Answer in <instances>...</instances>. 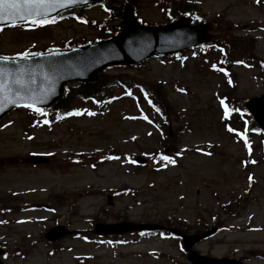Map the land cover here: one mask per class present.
Instances as JSON below:
<instances>
[{
	"label": "rangeland",
	"instance_id": "obj_1",
	"mask_svg": "<svg viewBox=\"0 0 264 264\" xmlns=\"http://www.w3.org/2000/svg\"><path fill=\"white\" fill-rule=\"evenodd\" d=\"M128 1L147 24L166 22L169 8L171 13L178 7L215 21L214 35L227 37L232 60L240 63L232 68L235 88L229 96L236 104L264 93V0ZM119 2L114 7L126 0ZM85 13L88 24L67 17L53 25L2 27L0 55L94 41L118 22L99 6ZM100 75L151 85L170 119L169 138L151 124L158 111L135 100L137 90L125 96L114 85L108 88V94L118 96L114 100L80 104L79 115L50 127L40 126L25 108L12 111L0 121V202L10 208L0 212L1 264H188L174 236L101 238L91 233L98 221L120 220L187 233L217 225L220 229L194 250L264 264V142L252 133L246 146L232 136L238 132L220 122L216 94L224 93L221 75L210 71L194 50L113 66ZM239 123L228 126L241 130ZM167 142L175 161L170 165L161 155ZM31 154L50 157L33 165L25 162ZM138 155L147 161L136 163ZM19 220L25 223L16 225ZM58 223L79 233L48 243L43 234Z\"/></svg>",
	"mask_w": 264,
	"mask_h": 264
},
{
	"label": "water",
	"instance_id": "obj_2",
	"mask_svg": "<svg viewBox=\"0 0 264 264\" xmlns=\"http://www.w3.org/2000/svg\"><path fill=\"white\" fill-rule=\"evenodd\" d=\"M98 1L76 0L70 6L59 7L48 12L47 17L77 4L86 2L94 4ZM6 23L10 22L0 21V25ZM210 27L211 24L191 26L186 18H180L163 26L140 25L134 20L131 8L128 6L123 12L122 30L111 39L80 48L54 50L40 55H30L27 58L9 57L7 61L0 60V69H4L5 77L10 81L15 79L19 70H23L20 79L24 83L13 84L12 87L15 91H19L21 97L27 98L17 100L15 104L6 102L0 104V117L18 105L34 103L35 106H49L53 104L62 96L63 83L68 80L92 81L96 79V73L106 66L132 64L150 55H165L205 41L209 38L206 30ZM246 105L264 130V94L251 98ZM30 160L44 161L41 157H32ZM155 227L128 222L99 223L95 225L94 231L121 233ZM213 231L212 229L190 236L178 233L184 238L185 248L189 250L193 243L210 235ZM71 232L63 226H56L50 229L45 237L53 241ZM188 259L194 264H241L231 259L201 256L194 251L188 253Z\"/></svg>",
	"mask_w": 264,
	"mask_h": 264
},
{
	"label": "snow or ice",
	"instance_id": "obj_3",
	"mask_svg": "<svg viewBox=\"0 0 264 264\" xmlns=\"http://www.w3.org/2000/svg\"><path fill=\"white\" fill-rule=\"evenodd\" d=\"M75 2L76 0H63V2L62 0H0V21L10 22L13 27L17 25V21H28L30 25L42 26L43 24L54 22V20L50 21L46 18L48 12L59 7L70 6ZM30 55H40V53L33 54L27 51L17 53L18 57L23 58H27ZM9 59L8 56H0V60L7 61ZM213 67H215V65ZM22 71L23 70H19L15 79L10 81L5 77L4 69H0V104L5 102L15 104L19 99H27L26 97H21L19 91H15L12 87L13 84L22 85L24 83L20 79ZM221 71H223V69H221ZM181 91H183V89H181ZM221 104H224L223 100ZM24 106L36 112H40V109L36 108L34 103H27ZM71 114L72 113H69V115ZM75 114L79 115L80 112L77 111ZM227 114L228 110L225 108V115ZM44 123H48V121L45 120ZM162 158L170 163H175L170 157L165 156ZM249 179L251 180L252 177L249 176Z\"/></svg>",
	"mask_w": 264,
	"mask_h": 264
},
{
	"label": "trees",
	"instance_id": "obj_4",
	"mask_svg": "<svg viewBox=\"0 0 264 264\" xmlns=\"http://www.w3.org/2000/svg\"><path fill=\"white\" fill-rule=\"evenodd\" d=\"M105 84L106 81L101 79L95 83H81L75 88L68 89L65 96L49 109L50 113L57 114L61 117L67 115L71 112L70 109H74L71 104L75 98L85 99L90 96L93 97L95 95L103 94V87H105Z\"/></svg>",
	"mask_w": 264,
	"mask_h": 264
},
{
	"label": "bare ground",
	"instance_id": "obj_5",
	"mask_svg": "<svg viewBox=\"0 0 264 264\" xmlns=\"http://www.w3.org/2000/svg\"><path fill=\"white\" fill-rule=\"evenodd\" d=\"M253 232H256V231H253Z\"/></svg>",
	"mask_w": 264,
	"mask_h": 264
}]
</instances>
